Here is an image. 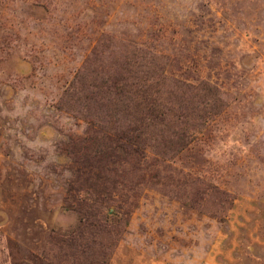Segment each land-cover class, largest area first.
<instances>
[{"label": "rangeland", "instance_id": "rangeland-1", "mask_svg": "<svg viewBox=\"0 0 264 264\" xmlns=\"http://www.w3.org/2000/svg\"><path fill=\"white\" fill-rule=\"evenodd\" d=\"M0 264H264V0H0Z\"/></svg>", "mask_w": 264, "mask_h": 264}, {"label": "trees", "instance_id": "trees-1", "mask_svg": "<svg viewBox=\"0 0 264 264\" xmlns=\"http://www.w3.org/2000/svg\"><path fill=\"white\" fill-rule=\"evenodd\" d=\"M123 72L125 73L118 74L119 76H116V78L106 83V92L109 93L111 96H116L120 98L119 96L122 93L121 90L127 86L129 88L127 94L131 96V99H136V101H138V103L134 104L133 106L135 110L134 112L138 114L139 111L137 109L141 106H143V108L148 107L152 109L151 111L153 112L152 114H149L148 118L152 119L153 121H156L157 123L162 124L163 119L161 117L163 113H157L160 111L159 107L162 98L158 90L160 86L159 80H161V78L159 77V79H157V77H151V75L149 74V69L145 71L142 68L137 70L132 69L131 67L129 69H123ZM122 74L127 75L124 78L125 75ZM118 78H120L119 81H116L118 80ZM101 82L103 86L105 82ZM144 120L145 119L138 118L136 116L133 118L132 123L136 126H134L130 131H127L126 136L129 140H132L134 142L138 141L139 139H142L146 126V121ZM123 134H125V132ZM86 146L90 148L92 147L91 143L87 144Z\"/></svg>", "mask_w": 264, "mask_h": 264}]
</instances>
